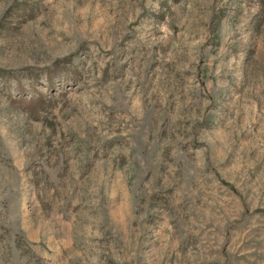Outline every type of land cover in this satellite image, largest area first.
<instances>
[{
	"label": "rangeland",
	"instance_id": "374dc122",
	"mask_svg": "<svg viewBox=\"0 0 264 264\" xmlns=\"http://www.w3.org/2000/svg\"><path fill=\"white\" fill-rule=\"evenodd\" d=\"M0 264H264V0H0Z\"/></svg>",
	"mask_w": 264,
	"mask_h": 264
}]
</instances>
